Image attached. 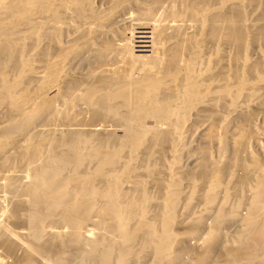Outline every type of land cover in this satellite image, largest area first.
Listing matches in <instances>:
<instances>
[{
    "label": "bare ground",
    "instance_id": "obj_1",
    "mask_svg": "<svg viewBox=\"0 0 264 264\" xmlns=\"http://www.w3.org/2000/svg\"><path fill=\"white\" fill-rule=\"evenodd\" d=\"M163 11L172 23L138 21V0H0V209L29 230L14 245L0 224V244L19 264H264V0Z\"/></svg>",
    "mask_w": 264,
    "mask_h": 264
},
{
    "label": "rangeland",
    "instance_id": "obj_2",
    "mask_svg": "<svg viewBox=\"0 0 264 264\" xmlns=\"http://www.w3.org/2000/svg\"><path fill=\"white\" fill-rule=\"evenodd\" d=\"M167 1H164V2H160L157 6H154V7H151V4L150 2H146V1H143V0H138V2L142 3V4H145V6H148V9L150 10L151 12V17H150V20L148 21H145L143 19V16L141 14L138 15V21H143V22H154L156 24H161L163 22H168V23H172L171 22V18L169 17H164L163 14L166 12V11H163V7L167 5ZM103 2V1H98L97 2V7L98 5ZM137 12L134 11V8L133 7H128V8H125L123 10H121L117 16L111 21V23L109 24V28L111 29L112 31V34L111 36L115 37L117 35V32L120 31L121 33L122 32H129L130 29H131V26H130V19L131 18V15H136ZM133 29H139L137 27L133 28ZM137 45V44H136ZM139 45V44H138ZM113 46V44H112ZM114 46H117L116 44ZM138 50V49H136ZM119 55L116 54V53H112L111 54V57L108 58V60L106 62H104V67H101V66H95V64H91V65H88L87 67H84V62H82L81 64H79L78 66H74L72 69H75L78 67V71L79 72H84L85 70L87 69H90V71L92 69H95L96 71L102 69V68H110L112 66H115L117 64V61L119 59ZM135 65H139V64H142L141 62L133 59ZM137 66H135L136 68ZM134 67L131 65V70H133ZM137 71V70H136ZM92 78V77H90ZM87 83V82H85ZM258 119V121L256 122V128H263L262 125L264 123H262L261 121L264 120L263 117H259V118H253L252 121H256ZM238 121V119H237ZM262 125H259L261 124ZM43 122H40L38 125H40L41 127H44L43 126ZM37 125V126H38ZM36 126V127H37ZM217 128V125L213 128V130H215ZM116 131V134L117 135H120L123 133V130L121 129H115ZM206 132V131H205ZM192 134V137L195 138L196 140L194 142H191L188 146V148L183 152V159L188 156V155H192V149L194 148V146H196L198 144V139L203 137L202 135L204 134V132H198V131H192L191 132ZM214 157L218 158V156H221V153H220V150H216L214 151ZM197 161L196 158H192L188 161V164H194L195 162ZM2 195V194H0ZM3 197V196H2ZM1 202V201H0ZM7 204V203H6ZM14 205H7V207H2L0 209V224H3L5 226H7V228H9L12 232V234L10 235V239L11 241L14 243V245H16V242H18V239L20 240V238L22 237L21 234L23 235V237L26 236L25 233L29 232V230H25V229H28V227L25 225V224H22V223H14L13 220L11 219L12 217H23V213L25 211V209L23 208H19V209H14L13 208ZM210 218L208 217L207 219V223L209 224L210 223ZM14 223V224H13ZM19 224V225H17ZM21 224V225H20ZM18 226V227H17ZM27 227V228H26ZM46 228L48 229H55V225L54 224H49V225H46L45 226ZM232 227H225V228H222L221 229V233L225 236V235H230L232 234L233 232V228L231 229ZM201 232H198V234H200ZM204 235V234H203ZM31 240H34L35 241V246H36V252L39 253V256L41 257L42 254H43V251L45 249L41 248L42 246V240L40 241V239L38 238V242H36V238H30ZM30 240V241H31ZM0 244V264H14L15 261H13L14 259L17 261L15 263L19 264V261H21V253L23 252V248L21 249L20 246H15L14 248H11L12 250H8L6 247L4 248V246ZM11 251L12 253L8 252V251ZM15 250V251H14ZM6 251V253H5ZM17 251V254H15ZM8 253V254H7ZM10 254H11V257H10ZM14 255V256H13ZM20 255V256H19ZM17 256V257H15ZM43 262L46 263L47 259L45 258V256H42L41 257ZM41 260V261H42ZM9 261V262H8ZM13 261V262H12ZM69 262L72 263V261H70V259H68ZM67 261V264L69 263ZM11 262V263H10ZM70 263V264H71Z\"/></svg>",
    "mask_w": 264,
    "mask_h": 264
}]
</instances>
